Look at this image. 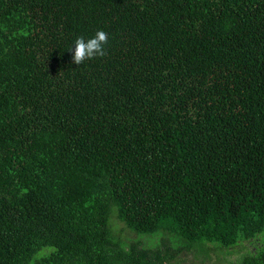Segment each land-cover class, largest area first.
Returning <instances> with one entry per match:
<instances>
[{
  "label": "trees",
  "instance_id": "obj_1",
  "mask_svg": "<svg viewBox=\"0 0 264 264\" xmlns=\"http://www.w3.org/2000/svg\"><path fill=\"white\" fill-rule=\"evenodd\" d=\"M183 253L264 264V0H0V264Z\"/></svg>",
  "mask_w": 264,
  "mask_h": 264
},
{
  "label": "clouds",
  "instance_id": "obj_2",
  "mask_svg": "<svg viewBox=\"0 0 264 264\" xmlns=\"http://www.w3.org/2000/svg\"><path fill=\"white\" fill-rule=\"evenodd\" d=\"M109 42V33L103 29H98L94 35L85 38L83 35L77 36L73 42L72 62L82 65L86 60L102 58L107 55L106 45Z\"/></svg>",
  "mask_w": 264,
  "mask_h": 264
},
{
  "label": "rangeland",
  "instance_id": "obj_3",
  "mask_svg": "<svg viewBox=\"0 0 264 264\" xmlns=\"http://www.w3.org/2000/svg\"><path fill=\"white\" fill-rule=\"evenodd\" d=\"M126 233H128L126 231ZM129 236H132L133 234L132 233H129L128 234ZM192 254V252H190ZM191 254H186V253H183V254H180L179 256L181 258L184 259V261H182V264H205L207 263L208 261L207 260H200V258H195L193 257V255ZM237 256L236 253H232L231 255H229V258L232 260H234V258Z\"/></svg>",
  "mask_w": 264,
  "mask_h": 264
}]
</instances>
